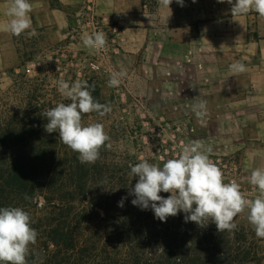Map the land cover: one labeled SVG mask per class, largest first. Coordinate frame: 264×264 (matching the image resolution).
Returning <instances> with one entry per match:
<instances>
[{
	"label": "trees",
	"instance_id": "obj_1",
	"mask_svg": "<svg viewBox=\"0 0 264 264\" xmlns=\"http://www.w3.org/2000/svg\"><path fill=\"white\" fill-rule=\"evenodd\" d=\"M17 78L14 106L0 98V207L31 214L38 232L32 248L43 264H264V239L236 218V230L218 232L212 222H185L183 212L162 222L150 207L134 206L129 190L138 177L130 166L141 160L103 147L94 164H82L58 133L44 130L42 113L58 104L56 90L46 92L38 77ZM81 81L95 85L100 102L93 80Z\"/></svg>",
	"mask_w": 264,
	"mask_h": 264
},
{
	"label": "crops",
	"instance_id": "obj_2",
	"mask_svg": "<svg viewBox=\"0 0 264 264\" xmlns=\"http://www.w3.org/2000/svg\"><path fill=\"white\" fill-rule=\"evenodd\" d=\"M152 2L96 0L116 45L109 58L113 68L124 70L158 106L190 118L201 133L234 139L239 168L249 180L252 170L264 169V18L255 11L232 16L231 5L217 0H184L183 6L172 0L169 8ZM30 3L37 35L16 37L3 30L10 0H0V73L20 63L22 49L76 36L83 0ZM237 61L247 71L231 72ZM199 100L207 101L203 125L192 110Z\"/></svg>",
	"mask_w": 264,
	"mask_h": 264
},
{
	"label": "clouds",
	"instance_id": "obj_3",
	"mask_svg": "<svg viewBox=\"0 0 264 264\" xmlns=\"http://www.w3.org/2000/svg\"><path fill=\"white\" fill-rule=\"evenodd\" d=\"M184 5V0H176ZM196 0H193L195 3ZM231 5L232 16L255 11L264 18V0H217ZM163 7L169 8L172 0H158ZM30 0H10L6 15L9 21L3 30L16 37L27 33L30 37L37 33L32 28ZM83 45L90 49L100 50L107 45V34L103 31L93 32L83 38ZM264 59V57H262ZM233 73H244L247 67L242 62L230 66ZM127 73L124 70L109 74L108 87H118ZM60 94L69 103H58L46 109L42 115L47 123L44 130L58 133L59 140L73 152L78 153L82 164H94L100 158L103 147H110V136L99 122L83 123V115L96 113L103 117L111 113L110 104H102L94 98L95 85L77 80L74 83L63 79L57 81ZM207 101L199 100L193 105V112L198 122L206 123L208 115ZM211 146L195 140L183 144L180 154L166 160L162 166L150 163L145 159L130 166V175L138 177L129 195L135 198L134 206L146 210L151 208L155 218L166 222L170 216L185 213V222H194L203 227L209 222L216 225L218 232H232L237 229L235 218L246 212V219L257 238L264 239V169L251 171L249 183L257 190L253 199L245 198L240 183L225 182L224 173L210 159ZM163 159V158H161ZM106 182V181H105ZM170 193L166 198L160 193ZM25 200L30 197L25 194ZM122 197L118 207L124 206ZM38 238L37 230L32 227L31 214L20 206L0 207V264H43V254L35 250Z\"/></svg>",
	"mask_w": 264,
	"mask_h": 264
},
{
	"label": "rangeland",
	"instance_id": "obj_4",
	"mask_svg": "<svg viewBox=\"0 0 264 264\" xmlns=\"http://www.w3.org/2000/svg\"><path fill=\"white\" fill-rule=\"evenodd\" d=\"M85 36H74L61 42L22 49L20 63L0 73V98L4 97L8 104L14 106V82L18 75L25 74L30 79H42L46 92L55 89L58 99L54 101L69 103L58 91L57 81L63 79L71 84L90 78L99 89L100 103L110 104L112 111L103 117L89 113L83 118V123L99 122L104 125L111 138L107 142L111 146H105L107 151L116 154L128 153L139 160L152 158L156 163L163 164L166 160L177 157L183 144L199 140L206 146H211L210 159L223 171L225 182L240 183L247 199H253L257 195V190L239 168L240 154L233 145L234 139L201 133L190 118H181L179 113L158 106L156 99L152 101L147 91H140L126 77L118 87H108L109 74L116 71L109 58L116 52L110 48L106 55H96L93 49L83 45ZM114 47L116 48L115 43ZM90 63L95 64L98 69H92ZM236 219L248 229L243 230L244 232H253L246 219V212L239 214Z\"/></svg>",
	"mask_w": 264,
	"mask_h": 264
},
{
	"label": "built area",
	"instance_id": "obj_5",
	"mask_svg": "<svg viewBox=\"0 0 264 264\" xmlns=\"http://www.w3.org/2000/svg\"><path fill=\"white\" fill-rule=\"evenodd\" d=\"M76 22H75V33L76 36H83V35H90L93 32L103 31L106 33L105 27V20L101 16L98 15L96 10V0H83V5L81 11L76 15ZM78 34V35H77ZM107 34V45L105 48L96 50L93 49L96 55L104 56L110 51V48H113L112 51H116L114 47V40L113 37L109 38V34ZM89 66L97 70L98 67L90 63Z\"/></svg>",
	"mask_w": 264,
	"mask_h": 264
}]
</instances>
